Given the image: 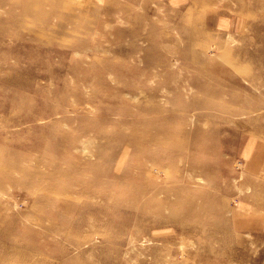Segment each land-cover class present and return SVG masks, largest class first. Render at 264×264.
I'll return each mask as SVG.
<instances>
[{
  "label": "rangeland",
  "instance_id": "1",
  "mask_svg": "<svg viewBox=\"0 0 264 264\" xmlns=\"http://www.w3.org/2000/svg\"><path fill=\"white\" fill-rule=\"evenodd\" d=\"M0 264H264V0H0Z\"/></svg>",
  "mask_w": 264,
  "mask_h": 264
},
{
  "label": "bare ground",
  "instance_id": "2",
  "mask_svg": "<svg viewBox=\"0 0 264 264\" xmlns=\"http://www.w3.org/2000/svg\"><path fill=\"white\" fill-rule=\"evenodd\" d=\"M18 37V36H17ZM18 40H19V37H18Z\"/></svg>",
  "mask_w": 264,
  "mask_h": 264
}]
</instances>
